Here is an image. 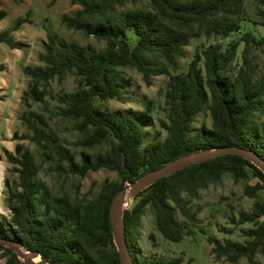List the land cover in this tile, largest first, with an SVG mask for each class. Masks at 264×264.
I'll return each mask as SVG.
<instances>
[{
	"label": "trees",
	"instance_id": "1",
	"mask_svg": "<svg viewBox=\"0 0 264 264\" xmlns=\"http://www.w3.org/2000/svg\"><path fill=\"white\" fill-rule=\"evenodd\" d=\"M131 1L70 0L81 10L74 16H63L62 23L68 30L93 37L105 47L83 49L49 35L47 51L39 55L45 67H24V74L31 78L24 93L25 102L28 98L44 102L46 91L41 89L42 85L74 73L79 78L77 88L62 99L65 107L57 116L77 121L75 129L83 137L80 147L84 150L109 144L105 156L92 161L84 155L81 162H75L74 153L59 148L53 136L39 127L37 121L45 123L43 115L30 111L26 121L33 132L31 139L43 155L55 159L59 171L75 177L85 178L103 169L119 176L116 182L106 180L99 195L91 201L80 199L78 194L74 198L69 194L53 195L40 179L35 157L24 144L17 143L15 154L6 153L19 174V182L11 184L9 179L5 180L6 205L12 216L10 219L0 216V237L23 242L27 252L39 253L40 264H122L114 244L111 208L120 192L149 172L181 157L230 146L252 150L264 158V126L262 132H257L252 124L264 99V78L255 79L257 69L250 54L249 34L242 38L246 43L242 68L234 81L227 78V71L237 56L238 40L232 41L226 50L210 45L196 55L186 74H168L167 117L166 121H160L168 134L164 141L144 146L143 124L132 115L121 116L105 106L110 100L124 101L117 79L120 69L134 68L150 84L151 75L162 72L148 68L144 59L147 55L158 54L173 63L175 58L186 57L185 48L193 38L205 35L228 39L242 30L232 17L241 16L245 0H149V8L128 9L118 15L116 8ZM255 1L264 7V0ZM7 15L6 11H0V23ZM260 15L264 17L263 10ZM129 32L137 40L134 47ZM2 43L22 49V43L14 41L8 32L0 33ZM258 44L264 47V40ZM202 60L204 69L199 66ZM208 101L211 128H203L196 139L190 140L192 125ZM143 122L149 120L145 118ZM250 171L257 182L247 185L245 194L255 200L254 210L240 215L238 224H253L254 228L245 232L248 238L245 242L216 244L212 253L218 261L237 264L246 259L254 264L256 256L264 254V203L258 198L264 190V173L237 155L190 165L158 180L136 197L125 211V238L132 263L180 264L163 258L142 259L137 237L148 206L155 211L157 229L163 237L180 243L185 229L177 220V210L194 225L199 220L198 213L180 207L179 194L185 192L198 198L200 189L221 182L224 175L230 174L238 182L247 179ZM0 254L5 264H23L8 248L0 246Z\"/></svg>",
	"mask_w": 264,
	"mask_h": 264
},
{
	"label": "rangeland",
	"instance_id": "2",
	"mask_svg": "<svg viewBox=\"0 0 264 264\" xmlns=\"http://www.w3.org/2000/svg\"><path fill=\"white\" fill-rule=\"evenodd\" d=\"M138 8H149V0H132L116 10L121 15L125 10ZM1 10L8 15L0 23V33H10L14 41L22 43V49H12L4 43L0 44V216L8 219L12 216L6 205L8 190L5 180L9 179L11 184H15L19 182V174L9 162L6 153L15 154L17 143L24 144L32 152L39 167V177L48 185L53 195L69 194L74 198L78 194L80 199L91 201L99 195L106 180L116 182L119 181V176L106 169L89 173L85 178L59 171L57 161L47 159L41 148L31 139L33 132L26 121L30 111L43 115L45 123L36 120L39 127L53 136L59 148L74 153L75 162H81L84 155H88L92 161L105 156L109 150L108 143L92 150H84L80 147L83 137L75 129L77 121L57 116V112L65 107L62 99L75 92L79 78L70 73L61 81H51L41 87L46 91L44 102H37L32 98L25 102L24 93L28 90L31 78L24 74V67H45L39 60V55L46 53L49 35L69 46L83 49L101 50L105 44L65 27L62 23L63 16H74L81 10L79 6L72 5L70 0H23L18 3L0 0ZM261 10L264 11V7L258 6L255 0H245L241 16L232 17L241 24L240 33L233 34L228 39L208 38L205 35L193 38L185 48L186 57L175 58L173 63L158 54L147 55L144 59L148 68L162 72L161 75H151L150 84L136 69H120L117 79L124 93V101L110 100L104 103L105 106L121 116L132 115L143 124L144 146L151 142L164 141L168 134L161 127L160 121H166L167 117L165 95L170 81L168 74H186L196 55L202 54L210 45H219L226 50L232 41H239L237 56L227 71V78L234 81L242 68V54L246 46L242 38L247 34L251 35L250 54L257 69L255 79L259 81L264 78V47L258 44L264 40V25L261 24L264 17L260 15ZM129 36L134 47L137 40L133 38L132 32H129ZM199 66L204 69L203 60ZM148 103H151L150 108ZM208 105L209 101L193 123L190 140L196 139L203 128H211L212 118ZM145 118L149 122H143ZM252 124L257 132H262L264 99ZM67 165L68 163L66 167ZM256 182L252 171L247 179L238 182L230 174H226L221 182L209 183L206 188L200 189L198 198L185 192L180 193V207L190 210L192 214L198 213L199 220L194 225L177 210V220L185 229V237L180 243H172L163 237L157 229L155 211L148 206L141 219L137 237L142 259L150 261L163 258L180 261V264H230L224 260H216L212 249L216 244L243 243L248 239L245 232L253 229V224L240 225L238 220L240 215L250 214L254 210L255 200L246 196L245 188ZM258 195L259 200L264 203V190ZM40 262L39 257L38 263ZM5 263L6 260L0 254V264ZM237 264L250 263L242 259ZM254 264H264V254L259 253Z\"/></svg>",
	"mask_w": 264,
	"mask_h": 264
},
{
	"label": "water",
	"instance_id": "3",
	"mask_svg": "<svg viewBox=\"0 0 264 264\" xmlns=\"http://www.w3.org/2000/svg\"><path fill=\"white\" fill-rule=\"evenodd\" d=\"M226 155L240 156L264 173V158L256 152L236 146L222 147L181 157L158 170L145 174L136 182L129 184L124 191L117 195L111 208L110 218L113 225L114 244L120 255L122 264H133L125 238V211L132 205L136 197L162 178L173 175L190 165ZM0 246L16 253L23 264H40L35 262V259L40 257L39 253L27 252L23 242L0 237Z\"/></svg>",
	"mask_w": 264,
	"mask_h": 264
},
{
	"label": "bare ground",
	"instance_id": "4",
	"mask_svg": "<svg viewBox=\"0 0 264 264\" xmlns=\"http://www.w3.org/2000/svg\"><path fill=\"white\" fill-rule=\"evenodd\" d=\"M35 262H37V263H38V258H37V259H35Z\"/></svg>",
	"mask_w": 264,
	"mask_h": 264
}]
</instances>
